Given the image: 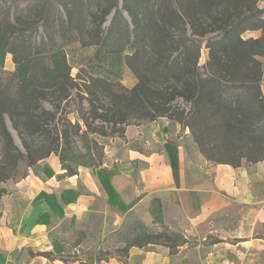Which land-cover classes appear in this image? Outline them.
Returning <instances> with one entry per match:
<instances>
[{
    "label": "trees",
    "instance_id": "trees-1",
    "mask_svg": "<svg viewBox=\"0 0 264 264\" xmlns=\"http://www.w3.org/2000/svg\"><path fill=\"white\" fill-rule=\"evenodd\" d=\"M119 0H108L100 16V25L105 21L113 9L117 8ZM123 8L130 17L133 28L130 29L127 21L120 12H116L112 20L110 33L116 31V22L120 18L124 21L125 36L130 38L129 45L136 52L142 45V31L144 28L143 13L148 8L156 9V14L161 23V33L168 37L169 42L159 51L158 67L163 73H170L175 84L167 90L152 89L145 83L135 86L131 90L134 97L145 99L143 106L148 111L149 121L160 117H167L172 121L183 122L184 114L174 112L173 103L178 98H183L190 103L191 110L187 115L189 121L184 124L194 134L195 141L201 154L209 161V141H214L213 134L217 130L226 136L228 149L234 152L238 160L234 162H216L241 166L242 160L246 163L264 161V93L262 81L264 79V64L258 58H264V8H260L259 0H122ZM89 0H0V66L3 65L7 55L11 54L17 64V73L21 84L29 88L34 85L33 72L38 64H43V72L50 79L51 87L66 86L75 81L71 77L73 64L65 46L73 43L69 37L74 28L79 27L80 14L84 12ZM14 7L12 18L9 11ZM30 9L38 14L37 19L31 23L22 20V14ZM99 26V31H100ZM179 28L180 35L174 36L171 32ZM261 30L260 38L245 40L243 34L248 31ZM190 31L191 35L188 34ZM216 37H208L211 34ZM63 36L64 43L59 44L57 36ZM170 35V36H169ZM67 39V40H66ZM207 42L209 49V62L206 77L200 73L197 60L186 58L189 49L195 42ZM97 50L99 71L108 75L94 76V83H108L114 79L116 68L123 59L122 48L113 46L108 50V42L100 44ZM108 50V51H107ZM22 53V54H21ZM19 55L21 58L19 59ZM131 55H128L129 57ZM185 56V58H182ZM93 68V65H91ZM98 68L92 70L98 73ZM91 85V82L90 84ZM77 94L85 97L90 106L88 111L93 121H106L116 128L124 125L119 130L121 136L125 133L127 114L122 108H111L104 114L96 106L90 96L97 92L87 88L77 90ZM71 93L66 90V97ZM42 93L33 90L30 93V103L39 101ZM145 97V98H144ZM147 100V103L145 102ZM41 108V107H39ZM33 113V112H32ZM8 114L13 128L22 135L19 121L6 107L0 106L1 129L7 139L9 150L17 151L15 155L9 154L13 167L16 168L26 157L16 149L13 138L5 123L4 115ZM110 116V117H109ZM178 116V117H177ZM180 117V118H179ZM179 118V120L177 119ZM89 118H84L87 128L86 133H95L103 137H110L102 128L89 123ZM44 123L32 122L34 131L44 129ZM70 127H78L72 124ZM49 150L47 156L57 155L61 162H72L76 165L100 167L95 160L92 149L84 144L85 152L74 150L69 142L64 143L63 137L69 136L68 132L50 133ZM84 135L81 137L83 140ZM232 144V145H230ZM24 147L30 152L27 141L23 140ZM95 145L97 143L95 142ZM232 147L233 150H232ZM10 153V151H8ZM46 156V157H47ZM28 166H35V162L28 157ZM12 178L8 168L0 166V185ZM128 234L132 239L124 243L123 252L126 258L133 246L146 247L150 244L164 245L170 249L172 255L177 254L178 247L186 243L181 233L162 226V231H153L140 220L134 222ZM126 233V235H127Z\"/></svg>",
    "mask_w": 264,
    "mask_h": 264
},
{
    "label": "crops",
    "instance_id": "crops-1",
    "mask_svg": "<svg viewBox=\"0 0 264 264\" xmlns=\"http://www.w3.org/2000/svg\"><path fill=\"white\" fill-rule=\"evenodd\" d=\"M260 4L264 8V0ZM182 129L168 118L129 125L122 136L124 156H108L100 167L61 162L50 155L38 173L30 171L4 186L0 246L9 253L27 246L54 255L52 260L38 256L23 264H66L57 257L67 249L61 225L67 223L75 231L103 200L106 215L118 228L127 216L133 217L153 231L166 226L181 233L186 243L174 255L164 245L150 244L131 247L125 260L113 257L100 263L91 256L67 264H221L217 252L225 248L245 254L240 264L248 263L255 249L264 251V238L258 236L264 226V161L238 167L211 163L187 144ZM148 140L155 142V150L146 151ZM227 221L235 227L228 229ZM191 237L196 243H190ZM213 238L219 242L204 245ZM3 260L13 264L0 254V264Z\"/></svg>",
    "mask_w": 264,
    "mask_h": 264
},
{
    "label": "rangeland",
    "instance_id": "rangeland-1",
    "mask_svg": "<svg viewBox=\"0 0 264 264\" xmlns=\"http://www.w3.org/2000/svg\"><path fill=\"white\" fill-rule=\"evenodd\" d=\"M260 1L259 6L261 8ZM107 3L108 0H89L86 10L79 15V27L74 28L71 35H69L74 41L71 45L65 46V50L71 57V63H74L71 70V77L75 80L69 83V85L66 84L64 87H51L50 79L45 76L42 70L43 64H38L36 71L32 74L35 82L34 85H31L29 88L25 87V85L21 84L19 74L17 73V64L11 54L6 56L3 65L0 66V106H6L13 113L14 118L19 121L22 135L13 128L9 115H4L5 123L13 138L14 146L26 157L16 168L13 167L11 158L6 159V156L9 154L13 156L17 151L13 149L9 150L7 139L1 129L0 123V166L7 167L8 172L12 174L11 179L1 183L0 197L6 195L7 189L4 186H9L8 183L20 181L30 171L38 173L39 164L50 157L47 156L49 150L48 133L55 136L56 132H68L69 136L67 138L63 137V142H69L70 146L79 152H85L84 144H88L98 164H102L104 158L108 156H124L125 148H122L124 140L119 132L124 125H118L115 128L112 123L106 121H93L88 114L90 110L87 101L88 97L87 95H84L85 97L78 95V89L85 91L87 88H90L97 92L96 96H90V100L95 102L100 112L106 114L111 108H122L124 113L127 114L126 123L130 125H147L154 121H149L150 115L143 106L145 99L134 97L131 94V90L141 83H145L156 90H167L175 84L171 74L161 72L157 65L159 50L166 47L169 42L166 41L168 37L161 33L159 26L161 23L156 14L155 7L148 8L143 13L144 28L141 35L142 45L139 50L134 52L128 43V41L130 42V38L128 39L123 33L125 31V24L122 19L119 18L117 20L116 31L113 34L110 33L112 20L116 12L122 14V18L127 21L130 29L133 28L130 17L123 8L122 0L118 1L117 8L113 9L112 13L100 25V16ZM29 11L30 9H26L22 14V20L27 23L33 22L38 17V14L33 10L32 12ZM13 12L14 7L9 11V18H12ZM99 26H101L100 31L98 29ZM171 32L175 33L174 36L180 35L179 28L177 29L175 27ZM188 34L191 35L190 31ZM218 34L219 32L211 34L208 37H216ZM262 35L261 30L248 31L243 34V38L245 40L251 38L256 39ZM56 39L59 44L64 43L63 36L58 35ZM103 42H108V50H110V46L111 48H114L113 46L122 48L121 56L123 59L117 65L116 72L113 74L114 79H109L108 83L96 84L92 81L91 74H95L92 72L95 68H98V71H96L102 74L99 71L97 50ZM194 44L189 49V52H187L186 58L192 61L196 59L200 73L203 74V77H206L209 62L207 42L199 43L196 41ZM128 55L131 56L127 57ZM20 58L21 55H19ZM182 58H185V56ZM258 59L264 64V58L259 57ZM91 65H93V68ZM103 74H107V72ZM90 82L91 85H89ZM33 90L41 92L42 97L39 101L30 103L29 96ZM66 90L71 93L70 97H66ZM262 90L264 93V79L262 81ZM145 102L147 103V100ZM173 106L174 112L177 115L184 114L182 123L177 120L175 121L182 125L181 135L185 136L187 144L198 148L194 134L189 127L184 126L189 121L187 115L191 110L190 103L183 98H178L174 101ZM83 117L89 118L88 122L93 123V126L102 128L108 134L113 135L103 137L95 133L87 134ZM163 118L167 117H160L155 121L158 122ZM179 118L177 119L179 120ZM37 121L44 123V129L35 132L31 124ZM69 122L74 125H80L81 129L79 133H77L78 127H70L68 125ZM83 135L82 140L81 137ZM225 136L220 130H217L213 134L212 139L214 141H209L210 144L207 148L209 156L212 158V161L208 160L209 162L235 163L238 160L234 152L228 149ZM23 140L28 142L31 148L30 152L24 147ZM148 141V149L146 151L155 150V142ZM95 142L97 145H95ZM28 157L35 162V166H28ZM242 163H246V160L243 159ZM104 205L103 200H98L93 211L88 215L85 224L81 225L75 231L67 223L61 225V232L64 236V241L67 243V249L65 254L57 256L59 259H62L66 264L91 256H95L100 263L102 261H108L113 257L120 260L126 259V253L123 252L124 242L127 239L133 238L127 232L133 226L136 219L127 216L122 227L118 228L113 223L114 218L106 215ZM234 225L235 223L232 221H227L226 223L228 229L235 227ZM258 232V236L264 238V226H261ZM217 242H219V239L213 238L209 239L204 245L210 246ZM190 243H196L193 237L190 238ZM224 243L227 242L224 241ZM230 243L232 242L230 241ZM0 251V254L8 258L9 262L13 264H23L38 256L51 260L54 259L52 252L39 251V249L35 252L29 250L27 246H21L16 252L9 253V251L5 252L1 245ZM250 255L253 259L245 264H264V251L255 249ZM244 257L245 254L243 255L242 253L227 248L218 250L217 252V259L221 260V264H240L241 258ZM6 261L3 260L4 264Z\"/></svg>",
    "mask_w": 264,
    "mask_h": 264
}]
</instances>
